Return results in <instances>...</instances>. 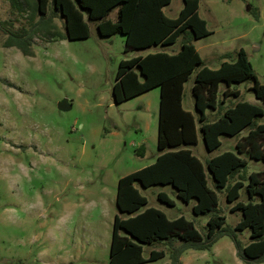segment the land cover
<instances>
[{
  "label": "rangeland",
  "instance_id": "rangeland-1",
  "mask_svg": "<svg viewBox=\"0 0 264 264\" xmlns=\"http://www.w3.org/2000/svg\"><path fill=\"white\" fill-rule=\"evenodd\" d=\"M34 2L0 0V264H108L113 217L121 214L115 201L118 178L152 162L158 153L159 86L114 102L116 69L122 58L156 50L171 52L181 42L178 38L171 44L125 50L124 34H99L96 21L85 15L89 36L48 40L39 32L32 38L33 53L26 55L15 45L5 46L4 40L8 30L29 28L38 20ZM182 6L183 0H171L163 10L175 17ZM116 11L114 7L108 17L114 19ZM47 12L57 30L64 31V18L51 5ZM198 12L211 31L193 39L203 64L216 68L223 59L234 60L243 47L264 83V0H199ZM196 69L184 82L182 103L196 114L198 127L191 88ZM252 83V78L231 82L239 93L229 94L216 108H207L206 120L216 119L238 100L264 107ZM226 87L219 82V98ZM63 100L66 107L59 106ZM255 121L264 122V114ZM246 131L221 134L220 145L207 150L198 128V141L190 145L204 163L208 184L217 192L216 212L225 215L224 224L229 226L241 218V210L230 209L234 201L226 199L224 187H215L205 161L223 150H235L236 139ZM141 144L145 145L142 154L136 152ZM247 159L240 171L244 185L237 199L242 201L250 199L245 189L248 174L264 168L263 160ZM139 188L147 197L145 206L157 207L169 218L183 214L205 232L210 213H194V197L183 201L169 183ZM159 190L166 191L174 204L160 200ZM235 232L243 243L249 241V227ZM181 242L174 238L143 243L145 257L152 248L164 249L165 254L139 264H171V252ZM179 257L182 264H253L237 254L227 233L210 247H189Z\"/></svg>",
  "mask_w": 264,
  "mask_h": 264
},
{
  "label": "trees",
  "instance_id": "trees-1",
  "mask_svg": "<svg viewBox=\"0 0 264 264\" xmlns=\"http://www.w3.org/2000/svg\"><path fill=\"white\" fill-rule=\"evenodd\" d=\"M170 1L35 0L33 8L40 14L38 20L29 28L22 26L8 30L4 45H15L23 54L30 55L33 53L32 38L39 32L48 40L87 37L90 30L85 15L96 21L99 34H124L125 50L171 44L179 38L181 44L177 50H156L122 58L116 69L112 85L114 102L159 86L158 153L152 162L118 178L115 201L121 214L115 213L113 217L108 264H139L160 258L165 254L164 249L152 248L145 257L143 243L172 241L174 238L182 242L171 252V264H182L179 256L183 250L208 248L225 233L231 236L237 254L246 263L258 264L264 260V168L248 174L245 189L250 199L242 201L237 197L244 185L240 171L247 164V156L264 161V122L255 121V117L264 114V107L252 101L238 100L225 107L212 121L206 120V109L216 108L231 93L237 95L239 89L231 88V82L246 78L253 79L254 95L264 102V83L258 79L243 47L236 51L234 60L223 59L216 68L203 64L193 39L211 31L206 19L198 12L199 0H183L175 17L168 16L163 10ZM48 5L64 18V31L57 30L52 22ZM114 7L117 8L116 17L112 19L108 13ZM252 12L258 17L256 10ZM194 69L191 88L198 127L196 114L182 103L184 82ZM220 81H224L227 87L219 98ZM198 128L207 150L220 145L221 134L239 135L247 128L236 139L235 150H223L205 161L215 187H224L226 199L234 201L230 209L241 210L242 216L234 226L225 225V215L216 212L217 192L208 184L204 163L190 147L198 141ZM183 144L185 146L178 147ZM144 150L145 145L141 144L136 152L142 154ZM242 153L246 156H241ZM230 177L232 181L228 182ZM168 183L183 201L196 199L192 204L194 213H210L204 233L183 214L169 218L163 210L145 206L147 197L139 187ZM157 197L167 204H174V199L164 190H159ZM245 227L250 229L247 243H243L235 232Z\"/></svg>",
  "mask_w": 264,
  "mask_h": 264
},
{
  "label": "water",
  "instance_id": "water-1",
  "mask_svg": "<svg viewBox=\"0 0 264 264\" xmlns=\"http://www.w3.org/2000/svg\"><path fill=\"white\" fill-rule=\"evenodd\" d=\"M67 105H68V103H66V100L59 102V106H61V107H66Z\"/></svg>",
  "mask_w": 264,
  "mask_h": 264
}]
</instances>
